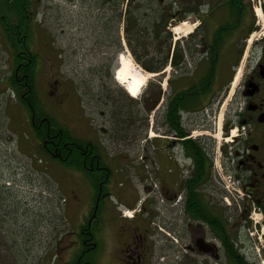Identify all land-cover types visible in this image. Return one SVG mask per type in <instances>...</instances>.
Masks as SVG:
<instances>
[{"label": "rangeland", "instance_id": "374dc122", "mask_svg": "<svg viewBox=\"0 0 264 264\" xmlns=\"http://www.w3.org/2000/svg\"><path fill=\"white\" fill-rule=\"evenodd\" d=\"M30 1L29 10L33 13L30 15L33 25L30 43L32 51L38 55L34 83L47 114L55 117L78 137L93 141L107 158L122 162L114 167L113 179L119 188L129 186L128 190L134 192L133 198L137 200L135 209L142 204L152 209L150 200L156 201L155 207L159 203L161 207L162 200L159 195L152 194L151 188H157L158 180L152 178V172L157 168L158 160L164 158V155L159 156L165 140L162 136L172 135L166 132L162 123L164 98L170 92L169 79L174 78V90L189 83L179 76L182 74L179 68L171 69L169 66L171 51L160 72H151L142 67L141 62L153 66L164 53L153 48L149 29L139 35V41L132 40L129 43L124 17L127 0H120L119 21L116 17L119 11L117 7L113 10L106 3L102 8L97 0ZM150 10L151 7H145V13ZM121 30L123 42H119L120 36L117 39V33ZM132 49L140 62L135 60ZM125 51L138 69L154 74L146 80L140 90L142 93L137 97H131L115 79L114 68L117 67L118 55ZM231 54L232 49L229 48L223 65L228 64ZM12 59L8 44L1 36L0 82L12 72ZM57 79L60 92L67 95L60 104L48 93L49 89L56 87ZM4 85L0 83V264H61L70 259L67 257L70 252L75 251V231L91 204L90 181L84 171L73 166L67 167L41 150L39 140L30 129L27 108L19 104ZM157 89L161 93L158 104L153 111L144 112L141 101ZM213 99V106L221 107L223 115L225 100L218 93ZM116 109L122 115H114ZM124 118L126 124L122 126L126 129L123 132L115 124L121 126ZM182 122L186 138H210L213 143V163L215 159H220L217 145L227 146L233 138L220 135L218 130L212 131L214 137L205 134L207 132L198 136L205 130L192 126L187 114L183 115ZM115 126L120 134L112 133L111 129ZM176 151L181 154L180 149ZM157 152L158 159L155 156ZM217 170L221 171L220 168ZM218 171L212 177L211 185L214 187L207 184L204 188L207 195L211 192L219 210L235 228L251 218L245 220L241 217V210L246 212L242 204L243 195L239 187L232 184L231 175ZM120 206L125 218L138 213L137 210H126L122 204ZM160 210L163 216L164 210ZM240 228L243 229L236 236V244L246 260L264 264L261 246L264 233L259 231L256 234L253 224ZM156 231L159 237L154 259L159 264H184V249H180L179 253L168 252L165 238L170 237V232L162 224L157 226ZM95 234L98 235L99 248L92 255V264H117L107 262L102 228L96 229ZM117 246L115 239L112 259H117ZM54 254L55 259L52 257ZM204 264H226L224 252L218 261L207 258Z\"/></svg>", "mask_w": 264, "mask_h": 264}, {"label": "flooded vegetation", "instance_id": "af4514ba", "mask_svg": "<svg viewBox=\"0 0 264 264\" xmlns=\"http://www.w3.org/2000/svg\"><path fill=\"white\" fill-rule=\"evenodd\" d=\"M104 1L97 0L102 8ZM141 1L151 7L150 14L153 9L161 10L153 18L158 19L155 26L163 28L165 35L161 39L155 33L152 37L149 34L153 48L161 52L171 51L169 66L171 69L179 68L182 71L179 76L189 82L178 90H188L186 97L199 100L192 103V109L187 112L191 125L205 130L198 136L207 132L205 134L214 137L212 131L218 130L220 135L233 138L227 146L217 145L220 159L213 163L210 138L196 139L202 145L203 154L197 156L195 151L196 154L189 157L184 154L176 133L162 136L165 138L162 152L155 153V156L158 159V154L164 155V158L158 160V166L152 172V178L158 180V185L154 190L150 186L152 194L159 195L162 205L159 207V203L155 207L156 201L150 200L152 209L145 204L135 209L137 200L133 198L134 192L128 190L129 186L119 188L115 184L114 167L122 163L120 160L116 162V159L107 158L101 150H95L93 154L90 150L89 155L83 157L82 166L90 181L91 204L75 231L76 249L67 256L72 259L77 254L73 264H92V255L99 248L98 235L95 234L98 228H102L105 234L107 262L159 264L154 259V251L159 237L156 229L160 224L170 232V237L165 238L168 252L179 253L184 249V264H204L207 258L218 261L224 252L221 240L211 234L201 215L192 217L186 212V203L193 179L203 172L209 180L202 186L196 183L194 190L207 197L213 215H217L218 205L211 192L206 194L205 188L207 184L214 187L211 185L212 177L219 168V173H229L232 184L239 187L247 217L254 221L252 223L250 219L249 225L253 224L256 234L259 231L264 233V0ZM119 3L120 0L107 1L109 7H117L118 10ZM117 35V39L120 36L119 42L122 41L123 31ZM229 48L232 54L228 64L223 65ZM175 51L174 65L171 54ZM158 59L155 67L163 69L167 60ZM171 79L165 103L176 91L172 86L174 78ZM55 81L57 84L58 79ZM60 91V84L48 91L57 104L67 97ZM216 93L226 103L223 115L221 107L213 106ZM119 204L138 213L125 218ZM160 209L164 210L163 216ZM115 239L118 253L117 259H112ZM261 246L264 250V239Z\"/></svg>", "mask_w": 264, "mask_h": 264}, {"label": "trees", "instance_id": "16d2710c", "mask_svg": "<svg viewBox=\"0 0 264 264\" xmlns=\"http://www.w3.org/2000/svg\"><path fill=\"white\" fill-rule=\"evenodd\" d=\"M107 1L110 0H105L104 5H106ZM30 3V0H0V37L4 38L8 44L9 53L13 56V70L0 83H5L4 86L18 99L19 104L27 108L30 129H32L34 137L39 140L41 150L65 166H73L83 171V157L89 155L90 150L93 154L95 150H98L97 146L94 144L91 146V141L78 137L71 129L58 122L55 117L47 114L46 107H44L39 96H37L36 85L34 83L35 75L33 74L37 65L38 55L32 51L30 43V38L33 34V25L30 17L33 13L29 10ZM126 6L124 14L125 28L126 34L130 38V44L132 40L139 41V35L144 34L148 29L151 37L155 33V36L162 37L161 39L164 38L163 28L160 29L155 26V21L158 19L153 18L156 14L161 13L160 9H153L151 14L145 13V7L148 5H144L141 0H127ZM120 15L121 10H119L117 17H120ZM131 51L135 60L140 62V59L136 57L135 50L132 49ZM162 52L164 53L163 57L166 58L169 53L168 50ZM176 53L175 51L171 55L174 65L176 64ZM163 57L161 56L162 60L164 59ZM141 65L151 72L161 70L156 69L155 64L152 66V64L141 62ZM187 92L188 90L176 89L173 97L166 99L162 123L166 128V132L176 133L179 136L185 155L190 157V155L193 156L197 153V156H201L203 154L201 150L202 145L190 137L186 138V130L182 122L183 115L192 109L191 104L199 101L195 97L192 99L190 96L186 97ZM160 96L161 93L157 89L153 91L151 96L144 98L141 101L143 102L141 104L144 106V112L149 113L153 111L158 104ZM119 111L116 109L113 111V114L122 115ZM143 121L145 122V119ZM123 124H126L125 118L121 126L118 123L115 125L124 132L126 128H123ZM111 131L113 134H120L117 133L116 126ZM71 159L73 162H70ZM202 173L198 175L197 179H193V184L191 183L192 190L187 196L186 205L188 206L186 207V212L192 217L201 215V219L204 220L207 229H209L214 237L216 235L221 240L226 264H257L254 261L250 262L246 260L238 244H236V236H239L240 229H243L240 227H247L250 223L247 220V211L241 210L243 212L241 217L247 221L235 228L229 223L228 218L223 215L222 210H219V207L217 215H213V208L208 205L207 197L194 190L196 183L202 186L209 180ZM192 204L193 206L191 207L190 205ZM197 210H200V213L197 214ZM77 235L80 236L78 232ZM76 245L77 243L74 245V250ZM52 257L55 259L56 254ZM73 261L74 258L66 259L62 264H73Z\"/></svg>", "mask_w": 264, "mask_h": 264}, {"label": "bare ground", "instance_id": "6f19581e", "mask_svg": "<svg viewBox=\"0 0 264 264\" xmlns=\"http://www.w3.org/2000/svg\"><path fill=\"white\" fill-rule=\"evenodd\" d=\"M117 60V67L114 68V72L116 74L115 79L120 83V85H123L125 91L133 97V95L137 93L134 91L135 87L137 85H141V90L144 87L146 80L154 74L150 72H142V70L137 68L138 66L136 67L133 65V60H130L126 51L119 53Z\"/></svg>", "mask_w": 264, "mask_h": 264}]
</instances>
